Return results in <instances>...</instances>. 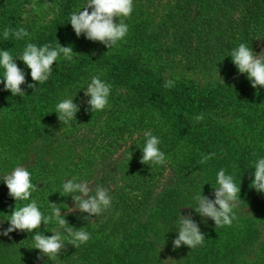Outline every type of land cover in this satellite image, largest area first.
Masks as SVG:
<instances>
[{"label":"trees","instance_id":"trees-1","mask_svg":"<svg viewBox=\"0 0 264 264\" xmlns=\"http://www.w3.org/2000/svg\"><path fill=\"white\" fill-rule=\"evenodd\" d=\"M146 1L163 6L160 15L162 20L145 26L142 18L144 14L141 12L140 16H136L134 10L130 17L120 19L128 23L131 36L137 44L144 42L151 44L165 37V42L169 44L168 49L164 50V45L160 43V47L156 48L155 52L158 57L160 78L164 80L167 75L174 82L171 88L156 87L146 75H143L140 59L132 55H116L109 58L101 55L76 56L74 63L69 67L56 65L48 81L43 84L34 82L31 78V70L24 65L21 69L25 72L26 82L21 85L25 92L22 96H13L10 91L4 89L3 84H0V153L10 151L13 149L12 146L17 144V137L12 136L14 132L11 130V123L19 106L21 107L19 113L32 116L40 100L48 102L56 99L58 95L64 97L70 94L73 99L77 101L85 99L87 103L90 97L85 96L83 89L87 87L93 75H99L101 79L107 77L115 87L123 85L126 88L125 96L116 95V98L120 97L116 102L123 103V105L118 104L116 123L108 125L103 136H108L112 126L116 130L115 137L116 132L118 135H123L133 128H141L142 132L138 143H133L129 149L131 156L135 158L130 161L134 163V168H126L123 163H114L102 172L103 177L94 181L92 185L106 188L111 197L110 207L119 205L120 208L116 220L110 223L106 219L97 227L109 228L110 234H118L120 237L115 243L107 240L109 242L106 244L101 234L88 232L90 226L88 225L85 229L90 234V239L86 243L76 248L65 241L68 250L67 259H62L61 254L55 261L44 256L43 264L59 263L63 260H66V264H128L124 257L126 253L135 251L138 253L146 247L153 251L159 239H165L163 228L152 226L158 222L157 210L161 211L164 207L162 204L170 201V198L175 197L181 189L184 176L193 164L194 158L191 157L190 150L195 144H203L204 156L215 153L200 167L210 170V178L213 175L211 170L215 169L217 172L220 168L215 165L217 153L225 163L223 167L234 162L237 170L242 174L249 176L254 174V165L247 159L244 148L241 149L244 147L242 141L238 136H230L224 125L216 127L215 124L221 120L216 116L224 112L233 116L240 110L241 113L246 110L243 104L245 97H242L245 93L242 92L240 95L233 93L235 78L241 77L246 83V74L239 73L230 53L240 43L247 44L254 52L264 51V0H168L162 5L160 0ZM86 3L87 0H60L57 7L49 11L51 17L44 29L38 28L37 38L33 44L39 47L44 44L50 45L55 41L62 43L63 36L66 35L65 31L69 26L72 27L71 14L78 12ZM5 4L0 0V24H3L2 15L10 13L11 10L5 8ZM40 14L46 16V9H41ZM116 22H119L118 18ZM20 27L16 21L13 30ZM20 41L21 39L14 37L8 45L16 48ZM98 64L103 67V71L92 72V68L94 69ZM177 65L194 72L201 70L207 73L217 72V76L215 80L206 81L205 84L186 74L175 78L174 69ZM0 72L2 78L4 72L2 68ZM31 83H36V89L28 88V84ZM254 94L253 100L264 103V90ZM85 106H87L85 113L87 123H96L97 118L105 110L93 113L88 104ZM157 114L167 120L166 125L155 121ZM198 115H202L203 119L197 121L195 117ZM120 117L122 118L119 119ZM161 125H165L166 131ZM227 130L231 132L228 127ZM145 132H151L159 138L158 147L166 157L163 165L141 163ZM4 135L7 136L6 139L2 138ZM111 140L109 139V142ZM248 157L250 159V155ZM11 162L14 163L13 159ZM212 165H214L212 169L207 168ZM135 171L137 173L134 176ZM165 172L168 176L162 179ZM30 173L31 182L35 185L40 170L33 166L30 168ZM61 175L51 177L54 180L50 182H58L60 180L58 177ZM158 176L161 182L157 185ZM119 177H125L123 184L127 180L128 184L133 183L129 190L126 187L115 186ZM1 189L8 190L2 182H0ZM44 194L45 191L41 188L33 190L31 198L27 201L17 202L10 197L9 201L12 202L10 207L0 202V216L6 223L4 228L9 226L7 219L16 204L23 206L31 203L32 200H35L38 206L40 201L45 204L47 200L44 199ZM1 196L3 195L0 194ZM72 218L70 219L73 220ZM57 226L55 222L47 226L42 223L41 227L32 233L17 230L9 236L0 235V258L21 248H27L28 254L20 262L10 261V264H33L35 259L41 256L40 250L33 248L32 237L35 232H43L51 236ZM215 237L219 239V231L216 232ZM260 254L264 261V248L261 249ZM238 263L235 257L227 260V264Z\"/></svg>","mask_w":264,"mask_h":264},{"label":"rangeland","instance_id":"rangeland-1","mask_svg":"<svg viewBox=\"0 0 264 264\" xmlns=\"http://www.w3.org/2000/svg\"><path fill=\"white\" fill-rule=\"evenodd\" d=\"M2 1L6 3L4 7L11 10L10 13L2 15L1 18L3 24H0V50H9L21 68L25 64L16 57L22 54L28 43H34L39 31L38 28L44 29L51 17V12L49 11L56 8L60 0ZM167 1L160 0V5L167 3ZM133 3L135 15L140 16L141 12L144 14L142 18L145 26L162 20L160 15L162 14L163 6L156 5L152 1L147 2L146 0H133ZM29 5H35V7H29ZM41 9H46V16L43 17L40 14ZM16 21L28 32V36L21 39L16 48H11L8 43L14 36H10L8 40H5L3 27L14 29ZM126 24L128 25V23ZM65 33L62 43L55 41L50 45L53 47L58 44L72 46L74 51L73 59L67 60L61 55L54 63L53 68L58 64H60L59 66L69 67L70 64L74 63L75 57L81 55L96 57L101 55L108 58L116 55H132L140 59L143 75H146L147 79L156 87L163 89L165 88L166 80H170L167 75L164 80L160 78L157 64L158 57L155 52V49L160 47V43L164 45V50L168 49L169 44L165 42V37L151 42V44L146 42L137 44L128 30L127 35L121 41L108 49L104 44L98 41H90L84 35L77 37L74 29L70 26ZM255 53L259 52L256 51ZM97 70L103 71V67L101 68L98 64L94 69L92 68V72H97ZM174 73L175 78L186 74L204 84L206 81L215 80L217 76V72L207 73L204 70L194 72L180 65L176 66ZM102 76L105 77L103 74ZM236 78L238 81H236ZM236 78L233 93L234 95L245 93L242 97H245L243 104H245L244 108L246 110L244 113H241L240 110L233 116H229L225 112L216 116L221 120L215 126L221 127L224 125L230 136H238V139L242 141L241 144L244 145L241 149L244 148L247 159L254 165V161L264 158V103H257L252 97L255 95L254 93L263 91L264 87L253 88L247 74L246 83L242 81L241 77L237 76ZM102 80L111 85V93L108 98V104L102 115L97 118L96 123H87L85 114L87 112V106H85L87 103L85 99L77 101L70 94H66L64 97L58 95L56 99L48 102L40 100L36 104V109L32 116L19 113L21 107H18L11 123V130L14 132L12 136L17 137L18 141L16 139L17 144L12 146L13 149L0 153V182L6 185L3 182L4 176L9 174L16 166L24 167L29 172L30 168L35 166L36 169L40 170V174L35 182L34 191L43 188L45 191L44 199L47 200L45 204L40 201L38 207L41 212L45 216L51 214L50 202L55 203L57 207L61 208L62 215L66 213L65 218L69 225L72 223L70 226L79 229L90 225L88 232L101 234L107 244L109 241L115 243L120 236L118 234L112 235L109 233V228H98L97 225L106 219L110 223L116 220L120 213L119 205H113L102 211L100 215L84 220L88 214L81 213L79 210L70 212L72 211L71 208L75 207L72 197L60 194L62 183L68 179L74 178L76 182H88L93 185L94 181L103 177L104 174L101 175L102 172L114 163H123L126 168H134V163H130V161L135 158L131 156L129 149L133 143H138L140 140L141 128H133L130 131H126L123 135H118L116 132L117 136L115 137L116 130L112 126L108 136H103L105 128L110 124L116 123L115 116L118 115V104L123 105V103L116 102L117 98H120H116V95L125 96L126 88L123 85L115 87L107 77ZM241 81L242 84L240 83ZM66 98L73 99L74 103L79 106V111L76 114V119L67 124H62L58 119V114L54 111L56 104ZM82 98H84L83 95ZM155 121L165 125L167 122L165 118L162 119L158 114L155 117ZM165 125H161V127L165 128ZM227 127L231 129V132L227 130ZM6 137L5 135L2 136L4 139ZM109 139L112 140L109 142ZM202 146V143L195 144L194 148L190 150L191 157L194 158L192 159L193 164H191L187 174L184 176L178 194L170 198L167 203H161L162 206L164 205L161 211L157 210L156 219L158 222L152 226L162 227L165 239H159L153 251L146 247L138 253L137 251L126 253L124 257L128 264H215L216 262L227 264V260L231 257H235L239 261L238 264H264L261 257L262 254H260L261 249L264 248V193L257 192L250 187L252 180H254V174L253 176L242 174L237 170L234 162L223 167L225 163L223 159H220L221 155H218V153L215 165L220 168L217 172L215 169L211 170L213 175L210 178V170L200 168L202 165L200 160L205 155ZM11 159H13L14 163L11 162ZM213 166L206 167L212 169ZM220 170H224L226 175L233 176L234 182L241 188V200L238 207L234 209L236 219L233 220V223L230 226L216 227L213 220L201 217L195 212L194 208L188 206H197L193 198L197 194H204L210 199L215 198L213 187L217 186V174ZM136 173L137 171L134 172V176ZM60 174L62 175L58 177L60 179L58 182H50L54 180L51 177H56ZM166 176H168L167 172H165L162 179H165ZM124 178L119 177L115 186L126 187L129 190L133 183L128 184L129 181L127 180L123 184ZM158 180L157 185L161 182L159 176ZM0 194L3 195L0 197V202L10 207L12 202L9 201V191L1 189ZM14 210L15 207L13 208ZM189 212H191L193 219L198 223L205 239L201 245L192 249L186 245L174 249L173 240L178 235L180 217L181 215H187ZM137 215L139 216L140 214ZM71 217H73V220L70 219ZM5 224V220L0 216V231L9 227L6 226L4 228ZM57 229L58 226L53 231ZM59 231L63 234V229H59ZM218 231L219 239H215ZM121 252H123V249H121ZM67 253L68 250L65 247L60 253L62 259H67ZM27 254V248H21L17 252L1 257L0 264H10V261L20 262ZM33 264H43V258L38 259L37 257ZM52 264H66V260Z\"/></svg>","mask_w":264,"mask_h":264},{"label":"clouds","instance_id":"clouds-1","mask_svg":"<svg viewBox=\"0 0 264 264\" xmlns=\"http://www.w3.org/2000/svg\"><path fill=\"white\" fill-rule=\"evenodd\" d=\"M29 7H35V5H29ZM133 9V0H87L81 10L71 14L70 23L77 37L84 35L88 40L98 41L110 49L127 35L129 27L120 18L130 17ZM117 18L118 23L116 22ZM10 36L20 40L28 36V32L23 27L15 30L5 28L4 39L8 40ZM73 52L72 46L58 44L53 47L44 44L38 47L33 43H28L22 54L16 58L22 60L31 70V78L34 82L43 84L48 81L53 65L58 58L62 55L65 59L72 60ZM230 56L239 73L247 74L253 88L264 87V51L255 53L247 44L240 43L238 47L232 49ZM0 68L4 70L3 76L0 78V84L4 85V89L10 91L13 96L25 95L21 87L26 82L25 72L18 66L9 50H0ZM173 84V81L166 80L164 87L171 88ZM28 88L36 89V83L28 84ZM83 90L85 96L90 97L87 104L93 113L105 109L111 93L110 84L102 80L99 75H93ZM78 111L79 106L74 103V100L66 98L56 104L54 112L58 114V119L62 124H67L76 119ZM195 119L200 121L203 116L198 115ZM144 136L145 144L142 148L141 163L163 165L166 157L158 147L159 138L151 132H145ZM214 155L215 153H210L202 157L200 163H206ZM3 182L8 188L9 196L17 202L29 200L35 188L31 182V173L21 166H16L9 174H6ZM250 187L257 192L264 193V158L254 161V180ZM213 189L214 199H210L204 194H197L193 197L197 206L188 207L194 208L201 217L213 220L216 227L230 226L236 219L234 209L238 207L241 200V188L234 182L233 176L226 175L224 170H220L217 174V186ZM60 194L62 196L70 195L75 203V207L71 208L70 212L79 210L81 213H87L86 220L100 215L102 211L111 206V197L106 188L100 185L93 187L88 182H76L74 178L62 183ZM50 208L51 214L45 216L35 200L23 206L16 204L15 210L7 219L9 227L0 231V235L9 236L10 233L17 230L32 233L40 228L42 223L47 226L49 223L55 222L58 229L52 231L51 236L36 231L32 237L33 248L40 250L41 253L38 259L46 256L53 261L64 250L65 241L78 248L90 239V234L85 227L77 229L69 225L65 218L66 213L62 215L61 208L57 207V204L50 202ZM59 229H63V234ZM204 239L205 236L198 223L193 219L191 212L181 215L178 235L173 240V248L177 249L186 245L192 249L201 245Z\"/></svg>","mask_w":264,"mask_h":264}]
</instances>
